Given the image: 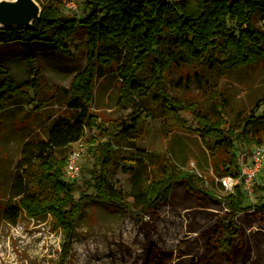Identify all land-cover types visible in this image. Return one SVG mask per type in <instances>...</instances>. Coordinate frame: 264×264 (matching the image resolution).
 Returning a JSON list of instances; mask_svg holds the SVG:
<instances>
[{
  "label": "trees",
  "instance_id": "1",
  "mask_svg": "<svg viewBox=\"0 0 264 264\" xmlns=\"http://www.w3.org/2000/svg\"><path fill=\"white\" fill-rule=\"evenodd\" d=\"M36 1L41 7L39 19L28 28H0V46L41 43L65 55L70 53V37L82 29L85 63L64 88V111L49 118L45 134H32L21 144L3 217L16 224L22 213L35 219L49 214L55 228L63 234L59 264H64L87 203L96 201L131 210L126 196L112 182L118 167L129 173V195L142 213H154L162 203H167L177 180L201 202L205 201L204 206L209 204L214 192L203 187L201 177L178 171L167 153L135 147L132 137L142 126L144 116L160 113L173 117L184 109L182 101L168 93L172 68L193 67L195 79L201 78L202 69L216 72L221 78L264 59V30L254 25L256 13L264 10V0H81L85 11L77 15L64 12L59 7L61 0ZM23 60L29 74L24 85L17 84L10 70L0 63V113L20 101L35 109L48 102L47 96L39 97L36 58L29 53ZM106 75L117 77V104H130L132 112L126 119L101 124L91 108L96 83ZM211 91L209 111L194 104L189 107L196 122L193 131L211 156L220 150L226 152V159L221 161L220 168L214 167L215 172L220 176H237L238 147L264 143V110L257 113L264 104V95L236 124L225 115L222 93ZM142 100L150 103L151 112L136 104ZM86 128H94L97 133L88 147L94 167L89 171L86 190L79 191L76 198L77 187L63 178L67 154L58 157L56 153L79 141ZM121 139L131 142L130 152L115 147L114 142ZM149 166L153 169L151 176ZM255 187L253 184L252 188ZM257 189L262 193L260 200H264V186L258 185ZM221 199L228 212L210 229L200 232L203 252L196 264H264V241H252L236 219L240 211L253 210V215L264 221V204L244 205L243 179L232 192L225 191ZM209 231L211 235L207 234ZM155 259L149 246L143 264H155Z\"/></svg>",
  "mask_w": 264,
  "mask_h": 264
},
{
  "label": "rangeland",
  "instance_id": "2",
  "mask_svg": "<svg viewBox=\"0 0 264 264\" xmlns=\"http://www.w3.org/2000/svg\"><path fill=\"white\" fill-rule=\"evenodd\" d=\"M75 2L73 10L63 4L59 7L68 14H82L85 6L81 0ZM254 25L264 30V10L254 17ZM85 32L79 29L70 37L69 54L43 46L41 43L16 42L0 46V63L7 67L17 84L24 85L29 78L23 57L31 53L39 70V97L47 96V104L40 109L20 101L8 106L0 113V264H59L63 252V234L55 228L48 214L35 219L22 213L16 224L3 217V208L14 174V166L20 158L21 144L32 134H45L49 118L64 111L66 95L64 88L70 84L73 75L85 63ZM193 67L172 68L169 71L168 93L182 101L184 109L176 116L164 117L160 113L144 116L142 126L132 137L135 147L148 152L167 153L178 171H188L202 178L204 185L214 192L209 204L200 201L188 192L181 180L171 189L167 203H162L154 213H142L129 195L131 182L129 173L120 167L112 177V182L131 204L130 211L113 205L91 201L82 211L72 238V245L64 264H143L147 248L152 246L156 254L155 264H196L203 252L200 232L210 229L216 220L228 212L222 203L226 191L219 182L215 166H221L226 159L225 151H217L211 156L200 137L193 131L194 116L189 107L194 104L202 111L211 109L212 89L222 93L225 102V115L228 120L239 123L264 95V59L240 70L230 71L218 78L216 72L200 70L201 78H193ZM189 74L187 79L186 74ZM3 76L0 75V80ZM91 112L97 121L104 124L110 120L126 119L132 112L131 105L117 104L120 82L113 75L98 79ZM33 95L32 90H28ZM137 105L152 107L147 100L136 101ZM187 106V107H186ZM264 110L260 105L257 113ZM148 112V111H146ZM167 134L164 135V131ZM97 134L95 129L86 128L83 137L73 143L59 157L76 149H83L79 159L80 173L75 179L63 178L73 182L79 191L86 190L89 171L94 167V158L88 147L91 138ZM121 152L132 150L131 142L121 139L114 142ZM250 148L238 147L239 154H248ZM224 168V167H222ZM148 176L153 174L152 166L147 167ZM264 186V172L257 175L249 188H245L244 205L264 204L260 200L259 189ZM90 193V191H88ZM201 195H204L201 193ZM237 223L244 234L252 241H264V221L253 215V210L240 211ZM207 234H212L209 231ZM180 255V257L178 256Z\"/></svg>",
  "mask_w": 264,
  "mask_h": 264
},
{
  "label": "built area",
  "instance_id": "3",
  "mask_svg": "<svg viewBox=\"0 0 264 264\" xmlns=\"http://www.w3.org/2000/svg\"><path fill=\"white\" fill-rule=\"evenodd\" d=\"M168 2H178L179 0H167ZM63 4L73 10L76 9L75 2L72 0H63ZM83 149L76 148L72 150L67 157L66 177L75 179L80 173L79 159ZM238 162L240 172L237 176L225 175L219 177L221 186L229 192H232L234 187L243 179L244 188H249L251 183L255 181L257 175L264 172V143L250 147L248 154L238 153Z\"/></svg>",
  "mask_w": 264,
  "mask_h": 264
},
{
  "label": "water",
  "instance_id": "4",
  "mask_svg": "<svg viewBox=\"0 0 264 264\" xmlns=\"http://www.w3.org/2000/svg\"><path fill=\"white\" fill-rule=\"evenodd\" d=\"M40 14L36 0H0V28H28Z\"/></svg>",
  "mask_w": 264,
  "mask_h": 264
}]
</instances>
